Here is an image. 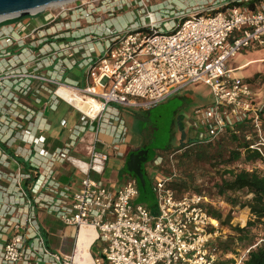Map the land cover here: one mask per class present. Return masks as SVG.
Segmentation results:
<instances>
[{
  "label": "built area",
  "instance_id": "1",
  "mask_svg": "<svg viewBox=\"0 0 264 264\" xmlns=\"http://www.w3.org/2000/svg\"><path fill=\"white\" fill-rule=\"evenodd\" d=\"M112 1L51 3L45 6L50 9L42 17L37 14L45 7L0 25V100H5L11 88L26 93L36 81L53 84V107L63 100L81 115L79 123L69 128V143L58 155L82 174L76 190L56 185L53 198L35 200L71 228L69 252L49 248L34 214H18L12 206L1 217V223L10 230L0 252L2 264H215L219 250L213 241L221 233L218 219L206 209L212 201L204 192L177 194L170 186L178 175L177 151L169 152L165 159L158 155L150 163V169L156 170L151 172L156 197L151 207L136 201L139 188L135 176L117 188L102 180L109 157L99 134L114 126L112 119L118 120L119 129H112L116 139H123L126 133L111 104L148 111L180 88L203 83L212 91V99L196 107V119L189 120L195 131L193 142H210L229 130L238 133L237 125L245 123L248 128L243 137L249 148L264 158V103L254 102L253 88L227 65L243 49L264 47V0L257 4L254 0H222L219 9L198 6L179 16L149 19L143 27L134 22L120 27L111 23L96 30L93 25L82 24L98 11L113 15L109 11ZM120 1L124 5L128 2ZM79 24L81 28L70 30ZM67 50H71L68 58L77 53L81 56L72 63L84 69L83 84L31 71L25 68L29 61L20 57L21 53ZM61 87L78 94L84 110L59 95ZM61 123L65 125L63 120ZM77 142L86 143V158L69 153ZM166 162L169 172L163 173ZM21 199L23 206L31 205L24 191ZM88 225L93 238L86 260L76 252V241L79 230ZM96 242L103 246L101 255L93 256L90 249Z\"/></svg>",
  "mask_w": 264,
  "mask_h": 264
},
{
  "label": "crops",
  "instance_id": "2",
  "mask_svg": "<svg viewBox=\"0 0 264 264\" xmlns=\"http://www.w3.org/2000/svg\"><path fill=\"white\" fill-rule=\"evenodd\" d=\"M70 52L71 50L21 53L20 57L29 61L25 68L28 67L31 71L37 70L39 73L60 78L67 83L78 81L83 84L84 69L72 63L75 58L78 62L81 56L77 53L73 54V58H68ZM247 62L234 68L229 67L233 68L235 72ZM54 87L53 84L38 81L26 93H19L10 87L9 95H5V100H0V252L5 238H8L10 233V230H7L1 223V217L12 206L16 208L18 214L24 213V211L34 214L49 248L63 253L69 252L72 248V243L70 248L68 246V241H72L69 237L72 233L71 228L66 227L53 212L37 203L38 201H48L50 197L53 198L56 185L67 187L70 191L76 190L82 176L77 168L68 161H63L58 155V152L63 151L69 143V128H73L75 124L79 123L81 115L78 110L63 100H58L53 107L52 89ZM61 101L76 110L79 117L74 121L68 116L69 114L61 117L57 121L62 129L60 131L54 126L55 122L48 117L47 112L55 110ZM116 105L118 104H111L110 109L114 113L118 112L119 119L126 127L123 139H116V131H112L114 127L116 130L119 129L118 120L114 121L115 119H112L111 125H114L112 128L107 126L99 134L100 140L105 142L109 157L104 172L108 176L112 171L123 172L121 182H118L116 186L109 184L114 188L125 182L128 177H133L123 170L124 155L140 139V136L135 133L129 135L121 110ZM202 105L205 104L199 106ZM126 109H129L130 114L138 117L147 112L135 108ZM62 120L65 122L64 126L61 123ZM85 145L86 143L77 142L69 148V153L86 158L84 156ZM149 176H151V171ZM23 191L31 203L28 208L22 203ZM0 264H2L1 259Z\"/></svg>",
  "mask_w": 264,
  "mask_h": 264
},
{
  "label": "rangeland",
  "instance_id": "3",
  "mask_svg": "<svg viewBox=\"0 0 264 264\" xmlns=\"http://www.w3.org/2000/svg\"><path fill=\"white\" fill-rule=\"evenodd\" d=\"M259 1L260 0H254L255 4ZM222 2V0H128L127 4L124 5L120 0H113L109 4V11L110 13L112 12L113 15H110L107 11H98V13L93 15L89 22L82 20V24L93 25L92 28L96 30L104 29L107 24L111 23H113L112 25L120 27L126 23L129 25L131 22H134V24L139 27H143L149 19H165L167 18V15L168 17L179 16L187 13L190 9L197 8L198 6H212L215 10L220 8ZM49 9L50 8L45 7L44 10L38 12L37 16L42 17ZM169 12H171V14H168ZM82 24H79V27H71L70 30L81 28L80 26H82ZM246 61L248 62L241 66L240 70H236L234 73L237 76L244 78L250 84L251 88H253V91L256 93L254 102L257 104L264 103V47H257L254 45L253 47L243 49L234 57L230 58L227 61V65L234 68L242 65V63ZM211 99L212 91L210 88L203 83H195L180 88V90L164 99V101L149 107L148 111L139 117L130 114L129 109L123 108L119 105H116V107L121 110L129 135L135 133L142 139L143 136H145L146 129L150 132L153 129L152 133L144 138V141H147L146 143H148V146L150 147L149 155L151 157H154L155 155L166 157V154L171 152L172 148L174 149L175 146L180 145L182 140H187L194 136V127L189 120L196 119L197 115L194 113L196 107L201 104L206 105L210 103ZM47 113L48 117L55 122L54 126L60 131L62 129L57 121L61 117L69 114L68 116L73 119L72 121L77 120L79 117V113L70 108V106L63 101L58 103L55 110ZM146 118L150 123H153L152 129L147 127ZM166 165L167 162L163 164V167H165V173L167 172ZM148 166L147 169L150 170V163ZM254 166L260 171L264 170V164L260 160L257 161ZM221 167L222 166L220 165L210 166L203 162H193L189 165L186 164V167L185 165H178L181 172L187 170L193 176L194 181L192 186L195 188L199 187L200 190L205 191L206 194L210 195L213 199L216 197H213L212 193L210 194V191L208 192V190L213 189V183L220 176L222 170ZM150 171L153 174L156 170L152 169ZM147 175V189L146 191L141 190V194L138 195L136 201L146 203L151 207L155 204L156 197L152 190L151 183L149 182L151 176H149V173ZM101 177L104 182L116 186L118 182H121L123 172L112 171L110 176L104 172ZM189 190L198 191L193 189V187ZM219 205H221L220 208L225 214L229 207L224 203H219ZM153 212L155 213V211ZM231 217V225L244 226L250 217L248 208H240L238 206L233 208L231 211ZM220 233L222 238L232 234L229 227L222 224L220 225ZM260 234H263V232H260ZM71 243L72 241L69 240V248ZM102 246L103 245L100 242L94 243L90 249V253H92L93 256L101 255L100 249ZM236 248L238 255L232 254V256H234L237 261L238 258L243 255V250L239 246H236Z\"/></svg>",
  "mask_w": 264,
  "mask_h": 264
},
{
  "label": "trees",
  "instance_id": "4",
  "mask_svg": "<svg viewBox=\"0 0 264 264\" xmlns=\"http://www.w3.org/2000/svg\"><path fill=\"white\" fill-rule=\"evenodd\" d=\"M247 128L248 125L245 123L238 124V133L229 130L213 141L205 143H194L193 137L188 138L171 150V152L177 151L174 155L178 175L170 181V186L176 190L177 194L190 191L192 187L198 190L197 192L206 194L199 187L192 186L193 176L187 170L181 172L178 165L186 167V164L203 162L210 166H222L219 178L213 183V189L208 190L216 198L213 199L207 194L212 203H207L206 209L211 217L218 219L220 225L229 227L232 234L225 238L217 236L213 241V246L219 250V258L215 264H235L236 260L232 254L238 255L236 246L243 250L239 264H264V170L260 171L254 166L259 160L264 164V158L259 152L249 148V142L243 137ZM163 158L165 159L164 156ZM237 164L241 167H236ZM166 167V173H168L169 168L167 165ZM249 167L253 169H248ZM164 168L162 171L165 173ZM123 170L133 176L125 167ZM146 175L145 173L143 188L137 182L139 195L141 190L147 189ZM149 182L151 183V179ZM218 201L229 207L225 214ZM237 206L246 207L249 211L250 217L242 227L230 224L231 211Z\"/></svg>",
  "mask_w": 264,
  "mask_h": 264
},
{
  "label": "water",
  "instance_id": "5",
  "mask_svg": "<svg viewBox=\"0 0 264 264\" xmlns=\"http://www.w3.org/2000/svg\"><path fill=\"white\" fill-rule=\"evenodd\" d=\"M65 1L68 0H0V25L3 23L15 22L19 18L31 16L51 3ZM129 156L124 167L128 172H133L136 175L137 182L143 188L145 186V180L144 174L140 168V163L133 167V156Z\"/></svg>",
  "mask_w": 264,
  "mask_h": 264
},
{
  "label": "bare ground",
  "instance_id": "6",
  "mask_svg": "<svg viewBox=\"0 0 264 264\" xmlns=\"http://www.w3.org/2000/svg\"><path fill=\"white\" fill-rule=\"evenodd\" d=\"M53 4H61V3L57 2ZM57 92L59 95L63 96L66 100L71 101L72 104L84 110L85 105L81 103V97L78 94H75V93L73 94L69 89H66L63 87L59 88ZM96 107H97V104L93 103L92 108L96 109ZM79 164L82 167H86V164L83 162H80ZM92 236H93V230L89 225L83 226L77 234L78 238L76 241V252L85 256L86 260L89 259L90 257L87 251V247H88L89 241L93 238Z\"/></svg>",
  "mask_w": 264,
  "mask_h": 264
},
{
  "label": "flooded vegetation",
  "instance_id": "7",
  "mask_svg": "<svg viewBox=\"0 0 264 264\" xmlns=\"http://www.w3.org/2000/svg\"><path fill=\"white\" fill-rule=\"evenodd\" d=\"M145 120L147 122L146 123L147 127H150L152 129L153 123H150V121H148L147 118ZM145 131H146L145 136H143L142 139L140 138L139 142L136 145H134L133 148L128 149L124 156H125V162H126L130 157L129 155H132L133 156L132 166L134 167L136 164L140 163V168H141V171L143 172V174H145V173L148 174L150 171L147 169V166L149 163H151L153 161V159L155 158L156 155L154 157H151L149 155L150 154V147L148 146V143H146L147 141L146 142L144 141V138L148 137V135L150 133H152L153 129L151 130V132L148 131V129H146ZM136 154H137V156H136ZM130 173L136 177V175L133 172H130ZM127 174H129V173H127ZM136 179H137V177H136Z\"/></svg>",
  "mask_w": 264,
  "mask_h": 264
}]
</instances>
